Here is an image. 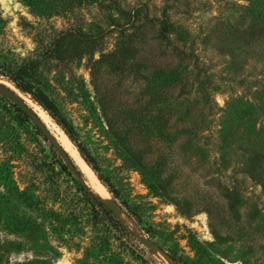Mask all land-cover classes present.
<instances>
[{
	"label": "rangeland",
	"instance_id": "rangeland-1",
	"mask_svg": "<svg viewBox=\"0 0 264 264\" xmlns=\"http://www.w3.org/2000/svg\"><path fill=\"white\" fill-rule=\"evenodd\" d=\"M46 1L0 0V84L19 93L60 142L62 128L3 74L26 66L34 89L53 100L95 156L107 183L98 179L131 230H117L113 219L83 201L52 141L30 114L2 99L0 258L9 264H177L173 258L264 264V156H251L254 146L264 147L258 108L264 23L253 29L244 8L249 1L60 0L67 7ZM165 16L196 40L201 72L192 62L177 69L183 61L158 37ZM206 67L214 79L207 105L200 84ZM231 96L258 103L253 115L262 131L248 133L242 121L229 135L219 134ZM191 107L198 130L168 134ZM153 116L158 125L146 132L142 123ZM25 197L39 202L42 213ZM17 216L32 228L7 232Z\"/></svg>",
	"mask_w": 264,
	"mask_h": 264
},
{
	"label": "trees",
	"instance_id": "trees-1",
	"mask_svg": "<svg viewBox=\"0 0 264 264\" xmlns=\"http://www.w3.org/2000/svg\"><path fill=\"white\" fill-rule=\"evenodd\" d=\"M248 1H249L248 5L244 6V8L246 9V12H248V15L250 16L251 25L253 29H256L258 25L264 23V0H248ZM48 4L49 2L47 3V5ZM68 4L69 1H67L66 3L65 1H63L61 4L60 0H55V2L51 3V5L54 7L62 6V5L67 7ZM168 16L163 17L162 27L160 29L158 37L164 40V42L171 47L173 54L175 53V55L178 57L180 61L181 60L183 61L180 62V65L177 66V69L181 68V70H184V68L187 67L192 62L193 67L196 68L198 72H201L198 64L199 57L195 50V48H197L196 40L188 37L186 33L183 32L182 28L175 24V20L173 21ZM172 33H175V35L173 34V37H172ZM25 68H26L25 65H21L14 71H9V73H3V74L11 82H13L15 86L19 88L20 91L29 95L33 99V101H35L38 105H40L44 110H46L49 113L52 119L62 128V130L66 133V135L69 137L72 143L77 147L81 156L89 164V166L95 171V173L102 181V183L106 184L107 182L104 178L103 173H101L100 171V167L95 156L91 153L88 147L81 144V142L79 141V139L75 134L73 127L69 124L67 119L61 115V112L59 111L58 107L54 104L53 100H51L48 97V95L44 93L43 90L34 89V86L30 81L29 74L24 72L26 70ZM202 70L205 72L203 80L200 81L201 91L203 93L202 100L204 101L205 105H207L209 101V96L211 94L209 92L208 87L214 84V79L210 73L208 74L206 72L207 67L203 68ZM2 99L12 104L13 107L18 112H22L26 116L30 117L29 113H27L17 102L11 100L9 97L1 93L0 91V102ZM260 99L262 103L258 104L250 100L245 101L241 97L231 96V98L226 102V105L222 107L223 113L220 120L219 134L221 136L229 135L232 129L236 127L235 125L240 124L242 121L246 122V130L248 131V133L251 132L259 133L260 131H262L263 127L262 128L257 127V117L253 115V112L257 108L256 104L260 105V107L258 108H262L264 110V94L260 95ZM191 103H193V101ZM206 110H209V112H211L213 108L207 106ZM183 114L187 116L186 121H184V123H182L180 128H177L176 131H173L171 133L168 132V134H173L176 137L181 131L190 132V130L192 129L198 130V126L196 125L197 123L196 115L195 113H193L192 107L186 109V112L184 111ZM244 116H246L245 119ZM157 118L158 116H153L149 120L151 124L142 123L141 127L145 128V126H147L145 128L146 130L149 129L151 125L154 126L158 125V123H156ZM162 123L163 122L161 121L159 125L162 126ZM163 129H161L160 134H163ZM38 130L44 135V137H46V135L43 133V131L40 128H38ZM147 131L148 130H146V132ZM51 146L54 148L55 151H57L56 153L59 154L58 162L59 165L61 166V170L71 177L75 185V188L80 193V196L83 199V201L87 202L91 206V208L94 211H97V213H99L101 216H105L109 219H113L114 220L113 224H115L117 230H122V229H125L127 231L131 230L122 221V218L118 215L116 210L111 206L107 205L104 202V200L96 192H94L93 189L89 186L84 172L82 171L80 166L75 162V159L69 154V152L65 150V154L69 156L70 161L66 159L64 154L60 152V150H58L53 143H51ZM254 148L255 149L251 151V156L253 159L260 158L261 155L264 156V147L261 148L257 147L258 149H256V146H254ZM125 160L128 161L133 160L134 163H136L137 165L139 164L138 158L136 157L130 158L127 155L125 156ZM25 198H26L25 200L26 204H29L30 207L34 208L38 214L42 213L41 211L42 207L39 202L34 201L32 199L28 200V197ZM8 222H9L8 224L9 227L5 229L7 232L8 231L16 232L15 230L19 232L26 230L28 228L29 229L32 228V226L28 224V221L26 219L19 216L15 217L13 221L9 220ZM3 255L5 256V254ZM173 260L177 264H180L174 258ZM29 263L33 264L30 260L27 262V264ZM0 264H9V263H6L3 260V258H0ZM12 264H25V263L22 261L21 262L16 261L15 263Z\"/></svg>",
	"mask_w": 264,
	"mask_h": 264
},
{
	"label": "water",
	"instance_id": "water-1",
	"mask_svg": "<svg viewBox=\"0 0 264 264\" xmlns=\"http://www.w3.org/2000/svg\"><path fill=\"white\" fill-rule=\"evenodd\" d=\"M0 91H3L6 95H8L9 97H11L15 102H17L27 113H29L32 118L34 119L35 123L39 126V128L43 131V133L52 141V143L57 147L58 150H60V152H62L64 154V156L66 157V159L68 161L69 160V156H67L65 154V150L63 148V145L61 142H59L57 140V138L52 134V132L49 130V128L43 123V121L40 119V117L37 115V113L35 112V110L26 102V100L16 91L12 90L11 88L5 86V85H1L0 84ZM76 162V161H75ZM103 199V198H102ZM104 200V199H103ZM104 202L111 206L112 208H114L116 210V212L118 213V215L120 217H122L123 215H125L123 213V211L111 200L106 201L104 200ZM143 241L147 244V245H151L152 242L149 239H143Z\"/></svg>",
	"mask_w": 264,
	"mask_h": 264
},
{
	"label": "bare ground",
	"instance_id": "bare-ground-1",
	"mask_svg": "<svg viewBox=\"0 0 264 264\" xmlns=\"http://www.w3.org/2000/svg\"><path fill=\"white\" fill-rule=\"evenodd\" d=\"M28 100V99H27ZM30 102V100H28ZM32 103V102H30ZM41 117L46 121V119H49L48 114L43 111L41 108L35 107ZM50 121V120H49ZM48 123V122H47ZM57 126V125H56ZM59 129V128H58ZM59 140L62 142V144L70 151L71 155L75 159L76 163L80 166L84 174L88 177V179L91 182V185L94 187V189L97 191V193L104 198L106 201L111 200V194L107 190V188L101 183V181L98 179V176L93 171V169L89 166V164L84 160V158L81 156L79 151L72 146V142L69 139V137L66 135L65 132L60 130ZM114 202V201H113Z\"/></svg>",
	"mask_w": 264,
	"mask_h": 264
}]
</instances>
